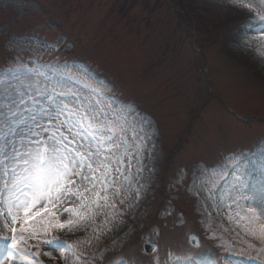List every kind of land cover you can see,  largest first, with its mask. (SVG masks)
Instances as JSON below:
<instances>
[{
	"label": "rangeland",
	"instance_id": "374dc122",
	"mask_svg": "<svg viewBox=\"0 0 264 264\" xmlns=\"http://www.w3.org/2000/svg\"><path fill=\"white\" fill-rule=\"evenodd\" d=\"M262 18V0H0V79L31 62L43 66L42 83L70 70L152 133L139 198L112 195L86 221L63 210L78 207L70 198L57 212L73 225L40 239L80 259L30 239L40 264H264L259 232L225 231L227 210L213 209L201 186L223 190L236 173L251 192L264 184Z\"/></svg>",
	"mask_w": 264,
	"mask_h": 264
},
{
	"label": "snow or ice",
	"instance_id": "6c2138e0",
	"mask_svg": "<svg viewBox=\"0 0 264 264\" xmlns=\"http://www.w3.org/2000/svg\"><path fill=\"white\" fill-rule=\"evenodd\" d=\"M42 67L35 62L19 65L6 69L10 75L0 79V264H40L39 253L28 251L30 239L79 260L71 245L40 239L52 228L73 225L71 219L59 220L58 207L75 198L78 207L63 210L86 221L108 206L112 195L134 192L139 198L135 185L145 168L149 122L137 120L133 109L70 70L55 82L42 83ZM201 186L209 189L213 209L227 210L232 227L225 231L252 237L259 232L264 241V191L251 192L240 173L223 190L207 179ZM210 235L219 240L218 247H232L223 236ZM188 264H195V258ZM248 264H257V259Z\"/></svg>",
	"mask_w": 264,
	"mask_h": 264
},
{
	"label": "bare ground",
	"instance_id": "6f19581e",
	"mask_svg": "<svg viewBox=\"0 0 264 264\" xmlns=\"http://www.w3.org/2000/svg\"><path fill=\"white\" fill-rule=\"evenodd\" d=\"M252 32H247L246 34H251ZM250 38V37H249ZM252 48V47H251ZM253 193L259 194L260 192L264 191V184L263 183H256V185L250 187Z\"/></svg>",
	"mask_w": 264,
	"mask_h": 264
}]
</instances>
